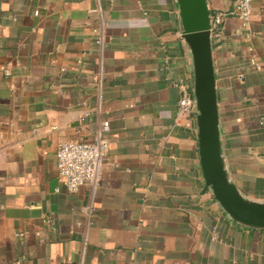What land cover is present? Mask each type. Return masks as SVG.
Returning a JSON list of instances; mask_svg holds the SVG:
<instances>
[{
    "label": "crops",
    "instance_id": "crops-1",
    "mask_svg": "<svg viewBox=\"0 0 264 264\" xmlns=\"http://www.w3.org/2000/svg\"><path fill=\"white\" fill-rule=\"evenodd\" d=\"M207 1L226 14L212 38L223 154L264 201V0L246 25L236 0ZM192 74L177 0H0V264H264V230L227 216L197 131L174 124V82ZM100 136V185L69 192L59 146Z\"/></svg>",
    "mask_w": 264,
    "mask_h": 264
},
{
    "label": "water",
    "instance_id": "water-1",
    "mask_svg": "<svg viewBox=\"0 0 264 264\" xmlns=\"http://www.w3.org/2000/svg\"><path fill=\"white\" fill-rule=\"evenodd\" d=\"M183 39L192 57L196 127L206 186L227 216L242 226L264 230V201L244 195L231 179L223 154L213 57V18L207 0H177Z\"/></svg>",
    "mask_w": 264,
    "mask_h": 264
},
{
    "label": "built area",
    "instance_id": "built-area-1",
    "mask_svg": "<svg viewBox=\"0 0 264 264\" xmlns=\"http://www.w3.org/2000/svg\"><path fill=\"white\" fill-rule=\"evenodd\" d=\"M255 0H236L231 14L240 18L244 24H248L255 12ZM226 14L221 13L213 18L212 24L218 26L223 23ZM96 33L99 29L94 30ZM98 44L104 43L101 36ZM256 68L259 65L252 61ZM180 91V98L174 117L175 126H184L197 131L196 127V100L194 97L193 74L188 79H180L174 82ZM264 124V120L262 122ZM109 121L103 124V130L109 128ZM109 143L100 136L95 142L73 141L59 146L57 151V169L65 187L71 193H77L85 186L97 188L103 177V168L106 163Z\"/></svg>",
    "mask_w": 264,
    "mask_h": 264
}]
</instances>
